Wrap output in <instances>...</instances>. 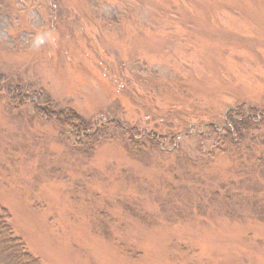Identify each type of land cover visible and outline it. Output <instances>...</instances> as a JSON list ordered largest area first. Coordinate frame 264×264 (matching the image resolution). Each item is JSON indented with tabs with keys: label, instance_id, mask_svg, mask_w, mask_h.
<instances>
[{
	"label": "rangeland",
	"instance_id": "obj_1",
	"mask_svg": "<svg viewBox=\"0 0 264 264\" xmlns=\"http://www.w3.org/2000/svg\"><path fill=\"white\" fill-rule=\"evenodd\" d=\"M92 1L2 0L12 36L33 40L0 42V72L91 127L115 117L158 141L136 151L111 130L90 146L0 93L14 233L41 264H264V127L221 151L206 127L264 111V0H104L113 21Z\"/></svg>",
	"mask_w": 264,
	"mask_h": 264
},
{
	"label": "trees",
	"instance_id": "obj_2",
	"mask_svg": "<svg viewBox=\"0 0 264 264\" xmlns=\"http://www.w3.org/2000/svg\"><path fill=\"white\" fill-rule=\"evenodd\" d=\"M28 1V0H25ZM93 12L98 8L101 17L108 20H116L119 11L115 5L104 0L92 1ZM98 17V15L96 16ZM40 17L33 14L31 17V27L42 26ZM14 24V19L5 9L0 0V42L5 46L15 48L30 45L33 35L30 30H21L18 35L12 36L10 28ZM0 93H3L8 101L19 107L20 105H30L32 110L45 119H51L61 126H66L69 131L75 134L78 142L91 145L97 143L100 138L110 135L111 130H120L126 134L130 148L138 151L145 141L157 143V134L144 131L143 133L135 126L123 125L119 119L111 117L100 125L91 127L87 120L83 118L74 108L70 106L55 107V101L49 96L47 91L40 85L32 83L12 82L4 73L0 72ZM264 127V111L260 112L255 107L244 108L243 104L229 109L225 114V124L221 132L212 123H207L208 131L216 134L217 144L215 148L222 150L223 145L236 147L245 140L254 138L252 130ZM221 148V149H220ZM10 214L7 209L0 206V264H41L37 256L31 254L22 238L16 235L9 222Z\"/></svg>",
	"mask_w": 264,
	"mask_h": 264
}]
</instances>
